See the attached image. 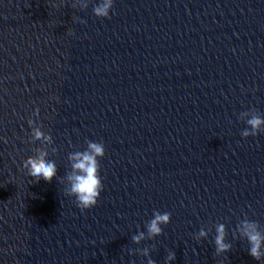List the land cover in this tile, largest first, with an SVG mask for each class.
Here are the masks:
<instances>
[{
  "label": "clouds",
  "instance_id": "9594fccd",
  "mask_svg": "<svg viewBox=\"0 0 264 264\" xmlns=\"http://www.w3.org/2000/svg\"><path fill=\"white\" fill-rule=\"evenodd\" d=\"M83 7L87 8L88 0H82ZM113 8V0H98L93 6V13L99 18L109 17L110 10ZM37 113L39 109L35 110ZM241 117H247L246 123L249 126L242 131L243 137L255 136L260 131H264V118L259 114L249 115V112H242ZM32 121H29L31 124ZM32 138L35 141H44L51 144L52 137L45 134L40 128L32 129ZM105 155V147L103 143L88 141L87 148L83 151H76L69 155L72 161V173L67 177L70 183L68 196L75 197L76 203L81 210H87L94 207L103 190L102 178L100 176L99 159ZM48 153L43 149H37L36 154L29 156L22 161V167L27 170L30 177L36 181L44 180L51 182L57 175V166L53 160L47 159ZM171 214L168 212L154 213L153 218L147 223V235L153 238L162 234V225L170 222ZM239 233L245 238L249 244V254L257 261L264 257V233L259 230V224L251 220H243L238 229ZM208 233L201 228L197 239L206 238ZM225 225L218 224L216 227V235L214 238L215 251L219 255L229 252L232 248L230 243L225 240ZM145 238V233L140 232L133 236V241L139 243ZM143 255L148 256L149 250L145 248ZM169 261L175 259V253H170L167 257ZM149 264H154L149 260Z\"/></svg>",
  "mask_w": 264,
  "mask_h": 264
}]
</instances>
